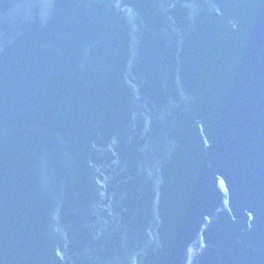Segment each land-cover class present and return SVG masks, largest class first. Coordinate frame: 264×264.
<instances>
[{"label": "water", "instance_id": "1", "mask_svg": "<svg viewBox=\"0 0 264 264\" xmlns=\"http://www.w3.org/2000/svg\"><path fill=\"white\" fill-rule=\"evenodd\" d=\"M257 1L0 0L4 119L18 109L14 76L17 65H26L18 34L34 43L42 31L29 27L32 23L43 15L48 21L58 16L66 24L69 12H80L84 3L89 19L61 63L57 55L50 56L62 88L49 85L53 95L46 97L48 90L37 88L48 85L46 74L40 73L17 102H24L16 125L22 135L8 150L0 142V264H91L94 256L100 264L97 251L109 263L114 258L108 252L116 253L135 237L144 250L122 254L120 260L151 264L160 255L158 264H172L162 254L170 252L179 264H230L235 259L264 264V247L257 246L264 227L261 235L248 230L243 235L239 223L235 233L215 231L222 243L211 255L201 243L215 242L199 229L200 236L193 238H200L196 242L206 256L200 260L185 261L179 255L184 241L176 245L172 239L180 236L189 212L184 206L196 215L219 214L226 207L227 200H205L196 193L201 186L197 179L210 171L212 157L219 159L213 170L222 172L231 163L226 175L239 177L237 193L263 186L264 30L251 8ZM58 31L52 38L47 34V40ZM37 46L41 53L44 45ZM240 86L252 92L243 108L234 96L246 99L236 92ZM37 99H45L50 111L55 100L61 106L40 139L28 135L29 119L24 120L27 112L34 115L32 125L36 121ZM217 102L236 106L239 119L229 109L225 114L227 122L232 116L238 121L235 130L211 125L216 116L207 109L203 131L180 137L181 127L188 125L181 120L192 124L195 108ZM13 126L10 133L17 132ZM25 134L27 147L16 153L12 147L23 143ZM253 168L257 180L250 179ZM191 199H198L197 204L188 205ZM102 200L108 201L106 211V204H97ZM104 231L108 241L117 242L108 251L95 243ZM155 242L162 252L151 251Z\"/></svg>", "mask_w": 264, "mask_h": 264}]
</instances>
